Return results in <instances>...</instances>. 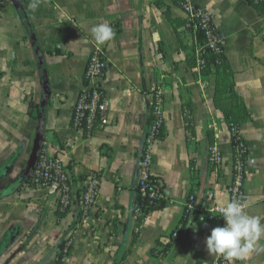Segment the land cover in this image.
<instances>
[{"label": "crops", "instance_id": "1", "mask_svg": "<svg viewBox=\"0 0 264 264\" xmlns=\"http://www.w3.org/2000/svg\"><path fill=\"white\" fill-rule=\"evenodd\" d=\"M188 2L211 16L225 41L235 93L249 112L239 130L248 148L246 212L264 223V15L246 0ZM32 5L24 11L8 0L0 8V264H215L217 255L209 254L205 240L221 221L195 220L185 236L170 240L207 161L205 194H214V206L230 199L232 180L234 149L225 112L234 103L216 102V77L193 69L198 47L187 14L174 0ZM103 23L115 35L100 44L92 29ZM96 49L108 62L103 88L111 126L87 136L72 119ZM156 88L163 93L166 137L152 149L150 171L163 180L171 203L137 231L138 159L150 123L149 94ZM208 133L225 156L219 173L210 167ZM43 153L59 158L70 174L68 208L55 188L27 184ZM93 176L102 179L100 198L85 217L78 199ZM69 242L61 262V246ZM235 264H264V236Z\"/></svg>", "mask_w": 264, "mask_h": 264}, {"label": "built area", "instance_id": "2", "mask_svg": "<svg viewBox=\"0 0 264 264\" xmlns=\"http://www.w3.org/2000/svg\"><path fill=\"white\" fill-rule=\"evenodd\" d=\"M8 0H0V8H4ZM253 4L257 5L264 0H252ZM184 12L191 19L200 20V26L206 30L208 38V47L215 50L217 53L225 52V41L220 38L218 31L210 15L198 10L187 2L184 5ZM198 70L200 71L204 65L200 59V51L197 53ZM108 62L106 55L102 49H96L90 56L83 78L82 90L79 94L77 103L73 110L72 126L74 129L88 133L91 136L96 130L105 129L111 126L110 119V101L103 88V82L106 78ZM164 99L163 93L158 88L153 89L149 94L150 118L153 116V124L148 126L145 141L138 159V174L141 180V192L143 196L148 194L147 181L151 176V152L153 147L160 142L159 135L165 126V118L163 114ZM233 143V164H232V180L228 184L227 192L230 200L246 201L245 197V179L247 161L246 153L248 148L240 132L232 129ZM210 152V167L216 173L223 170L225 166V156L214 146ZM33 187L35 188H55L60 194V203L67 207L73 200V186L70 174L59 158H54L48 154H41L39 161L33 170L30 178ZM102 179L99 176H93L88 179L83 186L84 193L82 195L83 215L89 213L90 210L96 208L100 198V190ZM152 198L165 199L166 194L156 188L151 192ZM186 208L188 213L199 214L198 222L206 223L209 220H219L223 223L221 216L222 206H214V194H204L203 199L199 202V194L196 203L195 196H187ZM186 198V199H187ZM245 211H247V206ZM141 215L140 209H134V221L138 220ZM203 218V219H201ZM139 231V229H137ZM179 232H175L170 240H178ZM67 244L64 248V257L62 261L67 259L68 248ZM215 264H227L223 257L217 255Z\"/></svg>", "mask_w": 264, "mask_h": 264}, {"label": "trees", "instance_id": "3", "mask_svg": "<svg viewBox=\"0 0 264 264\" xmlns=\"http://www.w3.org/2000/svg\"><path fill=\"white\" fill-rule=\"evenodd\" d=\"M11 1L18 4L19 8L23 9L24 11H27V9H29L33 3V0H11ZM174 1L182 9H184V5L188 2V0H174ZM246 1L249 4L255 6L259 10L260 14L264 15V2L255 5L253 4L252 0H246ZM195 10L197 12L199 8L195 7ZM186 23L188 26V31H190L195 38L196 45L201 54L200 59L203 60L204 62V65L199 71L197 55L194 54V56L191 57V64L193 66V69L196 70V74H201L203 76L213 75L216 77L215 100L216 102L230 100L234 103L232 108L225 112V120L230 130L236 129L239 131L241 124L249 119V112L246 106L244 105V103L242 102L241 98L235 93V86L233 83V73L229 66L227 56L225 52L219 54L215 50L208 47L207 32L200 26V20H194L188 16ZM187 120H188L187 122H189L187 123L188 125L187 129L189 130L191 129L190 128L191 122L189 121L190 119ZM153 121L154 118L153 116H151L150 125L153 124ZM85 135L89 136L88 133H85ZM207 136L209 139V145H210L209 150H210V148L213 146L211 145L212 135L211 133H208ZM165 137H166V128L164 126L159 135V140L162 141ZM245 160L248 161V152L246 153ZM196 179H197V183L194 185L192 192L188 196H195L197 203L198 194L200 193V187H201V178L199 175H197ZM27 184L30 187H33L31 183V179L27 181ZM146 184H147L148 194L146 196H143L141 192V180L138 174V184L135 188V209L136 208L140 209L141 215L139 216L138 220L135 223L136 229H140L143 222L152 213L165 210L171 203V200L167 198V196L165 199L151 197V192L155 191L156 188H158L160 192L165 193V185L162 179L151 175ZM83 193L84 190L82 188L80 190V196L78 199L82 210H83V202H82ZM188 200L189 199L187 198L186 201ZM64 208H68V207H64ZM198 219H199V214L188 213L187 208H185V214L183 216L181 224L179 228L175 231V232L177 231L179 232V239H181L183 236L187 234V229L190 226V224L195 220L198 221ZM173 234L171 235V237L173 236ZM158 245L161 247L163 246L164 251L169 249V244L164 246L161 243H159ZM64 248L65 245L63 244L61 246V251H63ZM60 258H62V255L60 256Z\"/></svg>", "mask_w": 264, "mask_h": 264}, {"label": "clouds", "instance_id": "4", "mask_svg": "<svg viewBox=\"0 0 264 264\" xmlns=\"http://www.w3.org/2000/svg\"><path fill=\"white\" fill-rule=\"evenodd\" d=\"M36 6L32 5L33 8ZM92 33L100 44L112 40L115 35L113 28L106 23L95 26ZM246 206V201L226 198L221 211L224 226L213 228L205 240L209 254L223 257L227 264L243 260L254 250L261 236H264V223L260 217L248 214Z\"/></svg>", "mask_w": 264, "mask_h": 264}, {"label": "water", "instance_id": "5", "mask_svg": "<svg viewBox=\"0 0 264 264\" xmlns=\"http://www.w3.org/2000/svg\"><path fill=\"white\" fill-rule=\"evenodd\" d=\"M39 156L36 157L35 162H34V166H33V170L35 169L38 161H39ZM207 174H208V161L206 163V167L204 169L203 172V177L201 180V187H200V193H199V202L203 199L204 194H205V185H206V180H207Z\"/></svg>", "mask_w": 264, "mask_h": 264}, {"label": "rangeland", "instance_id": "6", "mask_svg": "<svg viewBox=\"0 0 264 264\" xmlns=\"http://www.w3.org/2000/svg\"><path fill=\"white\" fill-rule=\"evenodd\" d=\"M68 244H70V246H69V248H68V253H67V256L69 255V253H70V250H71V243L69 242ZM67 246V245H66ZM62 258H61V262H63L62 261V259H63V257H64V250L62 251Z\"/></svg>", "mask_w": 264, "mask_h": 264}]
</instances>
